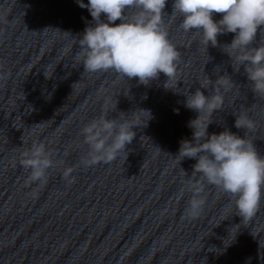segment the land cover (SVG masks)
Returning <instances> with one entry per match:
<instances>
[{"label":"water","instance_id":"obj_1","mask_svg":"<svg viewBox=\"0 0 264 264\" xmlns=\"http://www.w3.org/2000/svg\"><path fill=\"white\" fill-rule=\"evenodd\" d=\"M173 2L163 18L181 54L175 79L161 73L144 85L114 70L84 69L79 41L92 17L78 0H0V264H264V195L245 220L229 194L205 183L202 212L185 214L197 160L176 155L198 115L184 106L186 96L202 85L211 95L218 77H230L207 131H247L262 155L264 97L223 50L235 34L218 35L206 49L201 33L182 29ZM261 38L258 30L254 46ZM136 109L152 118L142 119L125 151L83 165V126L104 111L116 118ZM242 112L253 129L235 127ZM33 143L57 162L42 185L29 182L20 164ZM67 167L74 183L62 175Z\"/></svg>","mask_w":264,"mask_h":264},{"label":"clouds","instance_id":"obj_2","mask_svg":"<svg viewBox=\"0 0 264 264\" xmlns=\"http://www.w3.org/2000/svg\"><path fill=\"white\" fill-rule=\"evenodd\" d=\"M167 0H78L81 8H87L92 23L84 29L80 38L78 58L86 71L114 70L127 79L138 78L148 85L163 73L167 80H174L180 52L169 39L164 24V9ZM172 14L182 17L181 27L185 32L202 34L201 43L206 47L217 46V37L234 33L230 44L223 50L240 66H243L251 91L264 97V0H174ZM130 13V14H129ZM219 13L222 18L213 19ZM116 21H120L116 23ZM261 40L257 46V32ZM0 75V79H4ZM167 82V81H166ZM233 86L230 77H218L216 90L206 95L205 86L186 96L184 106L198 113L188 122L193 130L192 139L180 142L178 156L195 158L193 177L186 185L191 193L185 208L189 217H197L205 203L202 193L205 183L216 186L230 195L238 215L250 219L264 195V155L248 136L237 135L225 129L209 134L207 129L214 112L222 108L223 95L219 89ZM149 110L136 109L130 113L120 112L109 118L104 111L81 129L88 152L81 160L85 166L109 163L125 151L136 136L135 128L142 119H151ZM254 122L245 113L236 116L237 129L251 130ZM52 153L43 143H33L20 156L21 166L29 171V182L45 184L49 170L56 166ZM74 169L67 167L62 175L69 183ZM199 174L197 180L195 175Z\"/></svg>","mask_w":264,"mask_h":264}]
</instances>
